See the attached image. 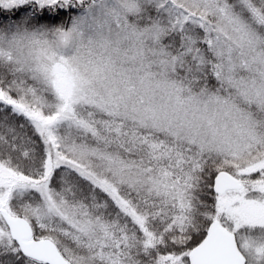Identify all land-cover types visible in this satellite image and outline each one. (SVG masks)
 <instances>
[{
	"label": "rangeland",
	"instance_id": "obj_1",
	"mask_svg": "<svg viewBox=\"0 0 264 264\" xmlns=\"http://www.w3.org/2000/svg\"><path fill=\"white\" fill-rule=\"evenodd\" d=\"M237 4L254 11L248 0H237ZM148 7L160 11L171 26L185 21L205 25L214 37L213 52L222 62L220 74L226 87L234 96L264 106V55L257 52L260 38L226 0H0V15L9 16L19 8L26 11L17 20L0 24V56L16 66L40 93L50 95V99L33 97L34 90L28 89L15 102L2 93L0 99L35 123L46 142L48 170L70 166L113 197H117L116 183L152 188L154 180L146 170L103 150L62 140L61 130L84 135L90 128L73 116L75 110L123 115L119 117L201 150L229 155L233 159L231 175L242 187L238 194L226 193L218 199L213 221L236 237L245 258L244 253H250L253 264H262L263 249L249 235L264 230V152L245 154L258 140L257 122L233 100L203 91L191 93L174 80L177 61L160 46L167 28L155 22L142 25ZM45 8L78 9V13L63 24H37L31 13ZM43 109L54 112L47 116ZM256 172L263 178L254 182L251 175ZM13 191H33L41 197L43 207L35 211L39 219L53 214L89 233L90 225L53 197L47 179L32 182L9 177L7 171L0 173V211L17 217L8 209ZM120 204L133 215L126 203ZM20 218L29 222L25 216ZM0 238L10 241L1 218ZM33 239L51 240L67 264H93L75 245L59 248L52 237L34 234Z\"/></svg>",
	"mask_w": 264,
	"mask_h": 264
},
{
	"label": "trees",
	"instance_id": "obj_2",
	"mask_svg": "<svg viewBox=\"0 0 264 264\" xmlns=\"http://www.w3.org/2000/svg\"><path fill=\"white\" fill-rule=\"evenodd\" d=\"M226 1L260 38L257 52L264 55V0H248L253 12L245 10L237 0ZM24 10L16 9L9 16L1 14L0 24L21 18L26 14ZM77 13L78 9L64 12L45 8L34 10L31 18L37 24L59 25ZM143 16L142 25L155 22L167 28L160 46L168 57L177 61L174 80L191 93L203 91L233 100L236 107L257 122L258 140L245 154L264 152V106L250 104L226 87L220 74L222 62L213 52L214 37L206 31L208 28L192 21L171 26L152 7L146 8ZM17 69L0 56V93L15 102L26 90L33 89V97L50 99V95L40 93ZM42 112L50 116L54 111L43 109ZM73 116L90 128L84 135L72 129L69 133L61 130L62 140L96 147L119 161L146 170L154 180L153 187L116 183L113 189L117 197H113L70 166L48 170L46 142L35 123L0 99V173L7 171L9 177L32 182L47 179L53 197L76 212L83 223H88L89 233L80 232L53 214L46 220L39 219L35 211L43 207V202L33 191H13L8 209L17 217H27L35 236L52 237L59 248L75 245L93 264H190L189 254L204 239L217 211L220 197L212 191L213 179L219 171L234 174L233 159L119 117L123 115L83 109L75 110ZM251 176L254 182L263 178L257 172ZM120 202L126 203L133 215ZM249 237L262 247L264 264V230H253ZM244 255L247 264H253L251 254ZM0 264L39 263L22 256L11 240L0 238Z\"/></svg>",
	"mask_w": 264,
	"mask_h": 264
},
{
	"label": "water",
	"instance_id": "obj_3",
	"mask_svg": "<svg viewBox=\"0 0 264 264\" xmlns=\"http://www.w3.org/2000/svg\"><path fill=\"white\" fill-rule=\"evenodd\" d=\"M241 187L240 182L226 172H218L212 183V191L217 196L240 191ZM0 217L22 256L40 264H67L51 240L33 239V230L25 219L13 217L5 210L0 211ZM188 260L190 264H246L234 235L217 221L209 225L205 238L190 253Z\"/></svg>",
	"mask_w": 264,
	"mask_h": 264
}]
</instances>
